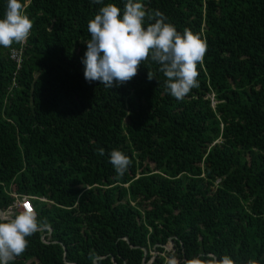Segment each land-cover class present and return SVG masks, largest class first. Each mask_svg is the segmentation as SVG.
Returning a JSON list of instances; mask_svg holds the SVG:
<instances>
[{"label":"trees","instance_id":"16d2710c","mask_svg":"<svg viewBox=\"0 0 264 264\" xmlns=\"http://www.w3.org/2000/svg\"><path fill=\"white\" fill-rule=\"evenodd\" d=\"M22 2L30 35L0 46V210L32 197L41 226L10 264H264V0H142L206 41L183 99L150 58L111 89L85 81L89 20L126 0Z\"/></svg>","mask_w":264,"mask_h":264},{"label":"clouds","instance_id":"9594fccd","mask_svg":"<svg viewBox=\"0 0 264 264\" xmlns=\"http://www.w3.org/2000/svg\"><path fill=\"white\" fill-rule=\"evenodd\" d=\"M93 2L103 4V0ZM32 27L33 21L24 11L22 0H7L0 18V46L7 48L26 42ZM87 29L90 38L84 41L86 51L81 59L86 82L96 81L111 89L130 81L142 61L150 58L159 65V71L166 77V90L176 99H183L199 86L197 65L207 50L206 41L188 29L178 31L159 10L149 13L142 0H126L123 9L115 3L103 4L89 20ZM100 153L103 155L104 150ZM109 161L121 175L131 163L117 149L109 153ZM40 226L37 214L27 206L14 215L0 213V264H10L23 253L27 237ZM167 264H178L177 257L168 256ZM186 264H235V261L228 255L208 253L206 257L195 256Z\"/></svg>","mask_w":264,"mask_h":264},{"label":"built area","instance_id":"2783aa9c","mask_svg":"<svg viewBox=\"0 0 264 264\" xmlns=\"http://www.w3.org/2000/svg\"><path fill=\"white\" fill-rule=\"evenodd\" d=\"M21 44H23V42H21ZM9 51H10V53H9L10 59L13 62H15L16 68L19 69L20 65H21V62H22L21 49H11ZM13 197H15V201L18 200L19 207H20L21 211H23L26 206L33 209V205H32V202H31L32 197H23L22 199H17L15 195H13Z\"/></svg>","mask_w":264,"mask_h":264},{"label":"rangeland","instance_id":"374dc122","mask_svg":"<svg viewBox=\"0 0 264 264\" xmlns=\"http://www.w3.org/2000/svg\"><path fill=\"white\" fill-rule=\"evenodd\" d=\"M10 211L8 212L9 215H14L18 212H20V207H19V202L18 200L13 202V204L10 206ZM171 248V244H169L168 246H166V250L168 251Z\"/></svg>","mask_w":264,"mask_h":264},{"label":"water","instance_id":"95a60500","mask_svg":"<svg viewBox=\"0 0 264 264\" xmlns=\"http://www.w3.org/2000/svg\"><path fill=\"white\" fill-rule=\"evenodd\" d=\"M0 213H3V212L0 210Z\"/></svg>","mask_w":264,"mask_h":264}]
</instances>
